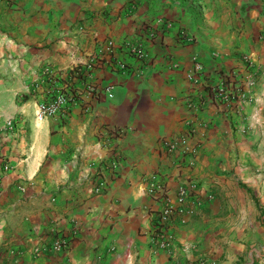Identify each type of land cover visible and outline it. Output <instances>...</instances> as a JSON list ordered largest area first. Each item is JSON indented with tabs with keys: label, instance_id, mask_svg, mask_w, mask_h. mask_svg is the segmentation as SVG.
<instances>
[{
	"label": "crops",
	"instance_id": "0c3cea01",
	"mask_svg": "<svg viewBox=\"0 0 264 264\" xmlns=\"http://www.w3.org/2000/svg\"><path fill=\"white\" fill-rule=\"evenodd\" d=\"M108 38L147 59L117 48L87 69ZM44 66L97 94L37 122ZM221 83L229 102L209 94ZM190 126L195 153L168 154L163 140ZM191 181L193 212L155 249L163 201ZM58 237L64 249L34 252ZM0 264H264V0H0Z\"/></svg>",
	"mask_w": 264,
	"mask_h": 264
},
{
	"label": "built area",
	"instance_id": "2783aa9c",
	"mask_svg": "<svg viewBox=\"0 0 264 264\" xmlns=\"http://www.w3.org/2000/svg\"><path fill=\"white\" fill-rule=\"evenodd\" d=\"M160 23L166 28H170L172 23L168 20L160 21ZM177 39L184 43H191L194 40L192 34L185 29L180 28L177 32ZM121 48L125 53L129 54L132 58L140 61L142 64L147 59V52L142 45L137 41L125 39L121 44H117L113 39L108 38L97 46V49L93 55L85 63L87 69L93 68L96 62H99L104 55L108 56V60L111 62L115 57V50ZM243 60L250 64V58L247 55L242 56ZM116 67L124 72L127 70V65L123 60H115ZM73 73L78 75L80 68H73ZM203 71V64L195 57H192V69L187 73V78L192 84H198L201 81V75ZM59 76L56 70L51 69L49 66H44L39 72L40 82H47L50 84V88L46 89L43 98H41L35 107V120L42 122L48 117L57 116L63 114L68 106L79 98L82 94L95 95L98 92L97 87L85 79L81 81V87H70L64 83L59 85ZM77 78V76H74ZM107 91L108 88H105ZM210 96L215 100H223L229 102L233 99L231 92L227 91L224 84L221 83L209 88ZM241 97H244L243 93H239ZM190 103V102H189ZM191 107H197L196 104L190 103ZM8 125H12V121H8ZM196 132L194 126H190L184 134L175 135L174 137L163 140V147L168 154H193L196 151V146L191 144L189 139L191 135ZM117 154L113 156V159L108 160L107 167L112 171L118 165ZM105 180L99 179L95 186V191H101L103 189ZM20 189H24V185L19 186ZM196 189V184L188 182L187 185L178 186L177 200L175 203H170L166 198L163 201L161 208L158 211L157 221L152 235L151 243L155 249H168L170 246V234L169 229L175 219L178 216L184 214H191L193 212V205L187 204V197ZM150 192H155L154 188L149 189ZM157 192H161L162 188L159 187ZM67 246V241L63 238H55L49 247H34L35 253H40L42 250L60 251ZM12 252V251H11Z\"/></svg>",
	"mask_w": 264,
	"mask_h": 264
},
{
	"label": "trees",
	"instance_id": "16d2710c",
	"mask_svg": "<svg viewBox=\"0 0 264 264\" xmlns=\"http://www.w3.org/2000/svg\"><path fill=\"white\" fill-rule=\"evenodd\" d=\"M158 223L157 219L155 220V225Z\"/></svg>",
	"mask_w": 264,
	"mask_h": 264
}]
</instances>
